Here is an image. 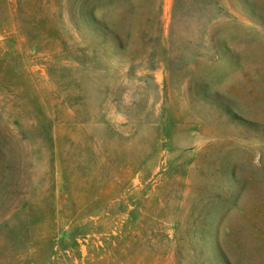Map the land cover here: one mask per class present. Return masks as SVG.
Segmentation results:
<instances>
[{
	"label": "rangeland",
	"instance_id": "374dc122",
	"mask_svg": "<svg viewBox=\"0 0 264 264\" xmlns=\"http://www.w3.org/2000/svg\"><path fill=\"white\" fill-rule=\"evenodd\" d=\"M0 264H264V0H0Z\"/></svg>",
	"mask_w": 264,
	"mask_h": 264
},
{
	"label": "trees",
	"instance_id": "16d2710c",
	"mask_svg": "<svg viewBox=\"0 0 264 264\" xmlns=\"http://www.w3.org/2000/svg\"><path fill=\"white\" fill-rule=\"evenodd\" d=\"M120 36H117V35H115V39L117 40V41H119L120 40ZM223 105H224V107H226V103H223ZM227 110H228V112L230 113L231 112V110L227 107L226 108ZM225 110V109H224Z\"/></svg>",
	"mask_w": 264,
	"mask_h": 264
}]
</instances>
